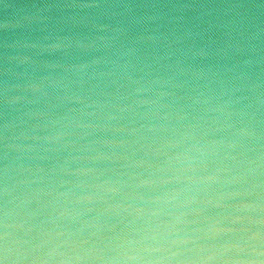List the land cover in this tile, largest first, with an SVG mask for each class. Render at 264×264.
<instances>
[{
  "label": "water",
  "instance_id": "water-1",
  "mask_svg": "<svg viewBox=\"0 0 264 264\" xmlns=\"http://www.w3.org/2000/svg\"><path fill=\"white\" fill-rule=\"evenodd\" d=\"M0 264H264V0H0Z\"/></svg>",
  "mask_w": 264,
  "mask_h": 264
}]
</instances>
